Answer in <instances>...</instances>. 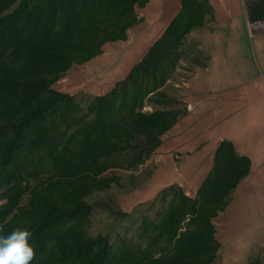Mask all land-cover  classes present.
Listing matches in <instances>:
<instances>
[{
    "label": "trees",
    "instance_id": "obj_1",
    "mask_svg": "<svg viewBox=\"0 0 264 264\" xmlns=\"http://www.w3.org/2000/svg\"><path fill=\"white\" fill-rule=\"evenodd\" d=\"M149 1L0 0V235L29 230L32 264H212L222 248L213 221L249 168L225 140L194 198L173 185L159 218H142L143 245L113 246L85 234L88 198L123 187L109 172L137 170L183 116L166 84L186 58L187 36L211 24L213 11L206 0H179L180 11L147 53L85 107L54 85L107 44L125 42L141 22L136 10ZM245 13L264 29V0L248 1ZM136 179L129 176L132 190ZM248 264H264V254Z\"/></svg>",
    "mask_w": 264,
    "mask_h": 264
},
{
    "label": "crops",
    "instance_id": "obj_2",
    "mask_svg": "<svg viewBox=\"0 0 264 264\" xmlns=\"http://www.w3.org/2000/svg\"><path fill=\"white\" fill-rule=\"evenodd\" d=\"M206 1L214 21L197 52L208 59L194 65L189 76L180 74L178 82H167L166 91L179 102L183 116L149 160L154 155L164 159L166 166L158 170L166 169L170 183L190 198L210 172L213 153L222 141L232 143L237 155L248 161L247 175L213 221L217 240L226 248L222 262L237 264L245 254L264 251V29L248 27L242 0ZM179 11V0H150L136 10L141 22L128 31L125 42L107 44L101 56L86 63L108 59L86 80L73 83L75 93L86 91L94 97L110 91L147 53L152 45L148 41L159 39ZM110 46L120 52L106 53ZM187 105L191 111L185 110Z\"/></svg>",
    "mask_w": 264,
    "mask_h": 264
},
{
    "label": "rangeland",
    "instance_id": "obj_3",
    "mask_svg": "<svg viewBox=\"0 0 264 264\" xmlns=\"http://www.w3.org/2000/svg\"><path fill=\"white\" fill-rule=\"evenodd\" d=\"M225 2H238V0H223ZM245 4L251 0H242ZM264 23V22H263ZM264 26V24H262ZM252 30L255 25L248 26ZM212 31V24L206 25L202 30L195 31L189 34L182 48V53L186 58L181 57L178 69L171 78L173 80L179 79V75L189 76L192 65L191 60L198 57L197 48L200 45V40L204 38L208 33ZM155 41H148L149 44H153ZM223 46V45H221ZM120 52L110 46V49H106V53ZM203 58L198 57V63H203ZM108 61L105 59H99L89 64L81 66H74L69 71L68 75L61 81L54 85V89L60 92L75 93L73 89V83L77 80H83L90 75L93 71H98L99 67H103ZM185 70V72H182ZM94 75H92V79ZM97 76L94 82L97 81ZM75 85V83H74ZM105 87V86H104ZM108 88V87H106ZM73 89V90H72ZM74 91V92H73ZM104 91V89H103ZM74 94L76 101L82 107H85L88 100L93 96L86 91H77ZM101 92V90H96ZM172 94L178 95L173 92ZM148 161V160H147ZM145 162L138 167L137 170L127 172L124 170H112L109 172L119 177V182L123 185L121 189L112 185L111 189L107 192L96 193L88 198V202L91 204V212L89 219L85 227V234L88 237L94 238L97 236L106 237L108 242L115 246L120 240L130 242L132 244L143 245L144 241L138 239L139 225L142 218H149L155 221L159 218L162 211L167 207V204L171 198V192L169 188L175 183H170V178L166 175L168 171L166 169L158 168L162 165L166 166V161L161 158H157L155 155L151 160ZM134 175L137 179V188L132 190L129 182V176ZM35 182L32 181L31 186H34ZM30 195L27 194L21 201V206L28 208V201ZM0 200V205L2 204ZM222 250H219L218 256L212 264H236V263H223L222 255L225 247L222 246ZM263 250H258L254 255L245 254L241 256L242 262L237 264H248L255 257H262Z\"/></svg>",
    "mask_w": 264,
    "mask_h": 264
},
{
    "label": "clouds",
    "instance_id": "obj_4",
    "mask_svg": "<svg viewBox=\"0 0 264 264\" xmlns=\"http://www.w3.org/2000/svg\"><path fill=\"white\" fill-rule=\"evenodd\" d=\"M0 232H3V225H0ZM31 239L32 233L21 228L0 235V264H32L36 251L30 243Z\"/></svg>",
    "mask_w": 264,
    "mask_h": 264
},
{
    "label": "built area",
    "instance_id": "obj_5",
    "mask_svg": "<svg viewBox=\"0 0 264 264\" xmlns=\"http://www.w3.org/2000/svg\"><path fill=\"white\" fill-rule=\"evenodd\" d=\"M191 109H192V108H191V105H187V106L185 107V110H186V111H191Z\"/></svg>",
    "mask_w": 264,
    "mask_h": 264
}]
</instances>
